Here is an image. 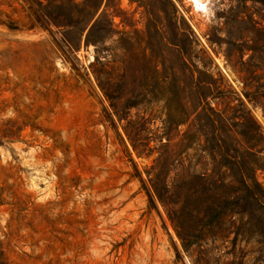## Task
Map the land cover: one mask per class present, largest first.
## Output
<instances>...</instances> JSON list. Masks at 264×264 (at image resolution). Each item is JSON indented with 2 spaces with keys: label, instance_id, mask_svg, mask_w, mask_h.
I'll use <instances>...</instances> for the list:
<instances>
[{
  "label": "rangeland",
  "instance_id": "374dc122",
  "mask_svg": "<svg viewBox=\"0 0 264 264\" xmlns=\"http://www.w3.org/2000/svg\"><path fill=\"white\" fill-rule=\"evenodd\" d=\"M107 2L0 0V264H264V6Z\"/></svg>",
  "mask_w": 264,
  "mask_h": 264
},
{
  "label": "trees",
  "instance_id": "16d2710c",
  "mask_svg": "<svg viewBox=\"0 0 264 264\" xmlns=\"http://www.w3.org/2000/svg\"><path fill=\"white\" fill-rule=\"evenodd\" d=\"M110 2H111V0H108V2H107V6H110ZM255 3H260L261 5L264 6V0H255ZM53 21H54L55 23H57V24L65 25L64 23H62V22H64V21H61V20H58V19H57V20H56V19H53ZM255 27H256L259 31H263V30H264L263 20H262V19H259V20H256V19H255ZM259 186H260V185H258L257 183H255V194H256V196H258V197H257L258 199H261V198H262V195H261V193L258 191Z\"/></svg>",
  "mask_w": 264,
  "mask_h": 264
}]
</instances>
